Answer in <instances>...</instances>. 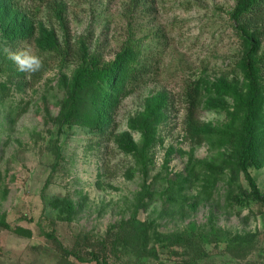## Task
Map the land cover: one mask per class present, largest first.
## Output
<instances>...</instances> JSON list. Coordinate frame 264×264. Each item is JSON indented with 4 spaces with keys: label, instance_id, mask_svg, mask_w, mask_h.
<instances>
[{
    "label": "rangeland",
    "instance_id": "1",
    "mask_svg": "<svg viewBox=\"0 0 264 264\" xmlns=\"http://www.w3.org/2000/svg\"><path fill=\"white\" fill-rule=\"evenodd\" d=\"M63 2L73 40L86 38L109 61L132 36L143 40L150 58L151 72L115 113V137L129 134L142 147L131 120L159 93L168 94L169 119L160 127V143L138 156L115 137L102 142L88 128L61 127L55 119L71 106L63 76L72 79L76 65L33 41L12 49L0 32V85L8 89L0 88V264H96L94 257L108 264H264V204L253 199L236 164V135L244 124L200 109L202 122L234 137L202 143L188 139L184 126L192 82L242 78L236 67L241 39L230 20L236 1L144 0L131 23L124 17L131 0ZM36 13L62 37L49 10ZM29 48L43 67L13 76L10 54ZM187 168L208 172L211 183L200 177L172 203L169 180ZM249 172L264 193V161ZM64 199L77 204L71 217L57 206Z\"/></svg>",
    "mask_w": 264,
    "mask_h": 264
},
{
    "label": "trees",
    "instance_id": "2",
    "mask_svg": "<svg viewBox=\"0 0 264 264\" xmlns=\"http://www.w3.org/2000/svg\"><path fill=\"white\" fill-rule=\"evenodd\" d=\"M143 1L131 0L132 5L130 3L124 12L129 23L133 20L134 8L142 5ZM235 1L230 20L241 39V57L236 67L242 78L221 76L214 80L199 78L192 82L186 88L184 126L191 141L202 143L215 136L224 141L234 138L233 135L212 123L202 122L200 109L225 112L229 120L240 118L244 126L242 133L236 135L241 136L239 147H234L237 148L236 164L247 179L253 199L264 204V193L249 172L250 167L259 168L264 161V0ZM44 9L54 15L62 37L56 26H46L39 21L36 12ZM66 12L63 0H0L1 40L12 49L22 42L33 41L41 51L55 52L64 63H74L76 68L72 79L63 76L65 86L70 87L71 106L63 119L55 121L61 127L77 125L88 128L102 142L111 141L115 137V113L122 101L132 95L135 85L151 72L150 58L144 52L143 40L130 36L115 58L106 60L97 51V46L92 50L86 38L73 40ZM6 64L13 76L22 75L10 61ZM0 88L3 93L8 90L6 84H1ZM203 98H206L205 102ZM169 108L168 94L159 93L149 97L144 111L131 120V128L142 136V147L129 134L119 135L114 140L128 154L138 156L148 152L160 143L159 130L169 119ZM14 122L15 118L10 116L8 124ZM230 143L235 145V142ZM174 150L169 149L170 155ZM205 166L211 168L210 165ZM200 177L206 184L211 183L208 172L196 175L187 168L176 173L166 189L170 202L176 203L183 198L188 185L200 180ZM57 206H61L69 217L77 208V204L68 199L58 200ZM16 232L25 237L32 235L29 230L19 229ZM48 236L56 240L54 236ZM62 250L70 254L63 247ZM90 261L108 264L99 257Z\"/></svg>",
    "mask_w": 264,
    "mask_h": 264
},
{
    "label": "clouds",
    "instance_id": "3",
    "mask_svg": "<svg viewBox=\"0 0 264 264\" xmlns=\"http://www.w3.org/2000/svg\"><path fill=\"white\" fill-rule=\"evenodd\" d=\"M9 58L16 64L19 72L35 74L43 67L41 57L34 54L30 48L11 53Z\"/></svg>",
    "mask_w": 264,
    "mask_h": 264
}]
</instances>
